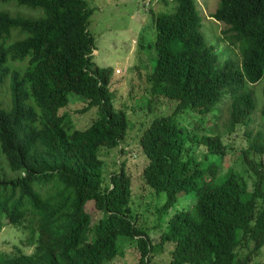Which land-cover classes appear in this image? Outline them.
<instances>
[{
	"label": "trees",
	"instance_id": "obj_1",
	"mask_svg": "<svg viewBox=\"0 0 264 264\" xmlns=\"http://www.w3.org/2000/svg\"><path fill=\"white\" fill-rule=\"evenodd\" d=\"M15 1L40 7L44 15L0 10V86L7 81L9 96V104L0 105V150L11 170L2 161L0 224L3 219L24 231L19 242L25 239L34 248L25 253L14 243L12 253L0 252V264H114L125 242L136 247L139 263L153 264L151 228L142 212L139 225L132 214L133 182L124 162L106 171L105 158L124 151L130 126L113 102V69L91 60L93 9L87 0ZM163 1L173 5L153 17L156 56L145 78V108L154 113L165 99L168 110L155 115L139 138L147 157L141 182L150 193L164 195L154 210L155 226L165 227L158 246L168 247L166 264H259L264 162L254 156L264 155L263 133L242 132L247 145L233 154L241 155L239 170L223 158L256 111L250 86L264 81V0H218L210 14L225 24L224 39L238 44L237 59H222L207 42L196 0ZM12 29L27 35L5 45ZM69 93L82 98L78 112L96 107L87 127L76 128L69 118L74 112ZM262 95L258 112L264 117V84ZM223 102L227 140L202 125L205 117L215 125ZM182 114L192 122L181 124ZM184 194L191 208L168 216Z\"/></svg>",
	"mask_w": 264,
	"mask_h": 264
},
{
	"label": "rangeland",
	"instance_id": "obj_2",
	"mask_svg": "<svg viewBox=\"0 0 264 264\" xmlns=\"http://www.w3.org/2000/svg\"><path fill=\"white\" fill-rule=\"evenodd\" d=\"M89 7L93 12L89 18V30L94 37L95 50L92 52L93 66L111 67L113 69L111 75V91L114 93L113 102L121 109H123L128 116V126L130 129L125 137L121 147L123 152L118 150L111 157L105 158L108 169L106 171H113L120 167L124 162V169L130 174L133 182V191L130 196L129 205L132 208V214L137 217L141 212L144 214V223L149 226V235L151 241L155 246L150 257V262L153 264H166L169 260L168 247L163 244L158 246L159 231L162 227H156V212L154 211L158 205L162 203L164 195H156L142 184L140 175L143 166L147 161V157L141 151L139 142L142 131L147 127L151 119L157 114H163L166 108V100L163 99L160 104H157L155 112H148L145 108L148 92L146 77L151 72L152 66L155 63V49L154 40L156 31L154 28L153 17L154 14L160 11L170 10L172 2L168 4L163 0H87ZM197 7L202 18L201 31L203 32L207 42L214 45L215 51L223 59L225 57L239 58L238 44H232L229 40L224 39L221 31L226 28L225 24L215 21L210 14L215 10L218 0H196ZM172 4V5H171ZM152 9V10H151ZM0 10L9 12L11 15H20L23 17L40 18L44 15V11L40 7H30L17 3L15 0L0 1ZM153 11V12H152ZM27 34L18 29H12L5 45L24 38ZM219 37H223L222 39ZM9 60V64H17ZM264 81L251 85L253 97L255 100L256 111L252 115V120L247 126H241L233 140V151L230 155H226L223 161H227L235 169L239 170L242 165L241 155L233 159V154L236 150L246 147V139L242 135L245 130H251L252 135L257 132L263 133L264 139V117L258 112L263 104L262 85ZM139 85H141L139 87ZM7 81L0 86V105L6 107L8 101ZM71 109H74L69 118L76 121V128L87 127L95 118L96 107L88 109L86 112H78L84 104L79 102L82 99L80 96L69 93L68 94ZM76 99V100H75ZM75 100V103L74 101ZM73 101V102H72ZM83 103V102H82ZM67 104V105H68ZM228 103L223 102L218 107V120L215 125H210L207 121L209 117H205L206 122L202 125L223 134V123L228 116ZM194 115V113H193ZM195 117V115H194ZM181 124L191 123L190 115L178 116ZM79 126V127H78ZM223 138L226 139V135ZM254 158L264 162V155L260 157L255 155ZM2 161L6 165L9 172L7 160L0 150V167ZM221 170H226V166L222 164ZM190 196L181 195L177 202L168 210V216L174 212L175 209L191 208ZM89 208V206H88ZM91 214L96 213L95 210L89 208ZM151 211L152 215L146 216V212ZM99 214V213H97ZM147 217V219H146ZM143 218H136V223L139 225L143 222ZM162 218H165L163 215ZM162 220L158 218V224ZM2 219L0 224V252L12 253L15 249L12 244L17 243L25 253L33 251L34 246L27 245L25 239L19 242V239L24 236V231L19 230L13 224L7 223ZM143 223V224H144ZM165 230V227L164 229ZM136 247L129 242H125L114 259V264H141L138 261ZM258 263L264 264V249L258 257Z\"/></svg>",
	"mask_w": 264,
	"mask_h": 264
}]
</instances>
